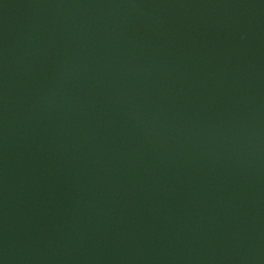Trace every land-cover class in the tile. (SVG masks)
I'll return each instance as SVG.
<instances>
[{
  "label": "water",
  "instance_id": "obj_1",
  "mask_svg": "<svg viewBox=\"0 0 264 264\" xmlns=\"http://www.w3.org/2000/svg\"><path fill=\"white\" fill-rule=\"evenodd\" d=\"M0 264H264V0H0Z\"/></svg>",
  "mask_w": 264,
  "mask_h": 264
}]
</instances>
